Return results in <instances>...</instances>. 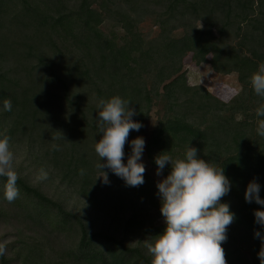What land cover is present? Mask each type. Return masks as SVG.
I'll list each match as a JSON object with an SVG mask.
<instances>
[{"label": "trees", "instance_id": "1", "mask_svg": "<svg viewBox=\"0 0 264 264\" xmlns=\"http://www.w3.org/2000/svg\"><path fill=\"white\" fill-rule=\"evenodd\" d=\"M146 20L157 29L151 39L139 29ZM189 55L216 74L236 73L240 91L228 102L196 91L182 73ZM261 63L264 0H0V138L23 149L40 177L32 184L18 175L12 203L0 177V226L15 231L8 243L0 238V264H151L136 241L164 230L157 182L145 172L143 185L126 186L107 169L109 184L97 178V102L113 96L130 101L143 125L130 132L122 163L137 137H146L154 170L158 154L182 159L195 147L231 183L221 200L236 217L221 245L226 264H260L264 243L254 231L264 228L253 213L264 206L245 202L244 192L255 180L264 199V137L256 131L264 98L250 84ZM194 92L196 114L182 101ZM169 172L166 165L161 175Z\"/></svg>", "mask_w": 264, "mask_h": 264}, {"label": "clouds", "instance_id": "2", "mask_svg": "<svg viewBox=\"0 0 264 264\" xmlns=\"http://www.w3.org/2000/svg\"><path fill=\"white\" fill-rule=\"evenodd\" d=\"M201 27V26H200ZM250 84L254 93L264 98V63L258 66ZM132 103L119 96L108 100L103 98L97 102L98 114L95 118L98 133L102 138L95 143V152L99 157L97 169L102 183L109 184L107 169L126 186L138 187L144 184L146 168L142 161L145 141L137 137L130 141L131 153L127 163H122L131 131H139L143 125L133 121L137 115ZM3 110L10 112L12 102L6 99ZM257 117H264V104L256 109ZM257 134L264 137V119L257 121ZM64 139L62 133L58 132ZM10 137L0 138V177L6 178L4 198L8 203L19 197L17 181L18 173L13 167L14 154L10 151ZM55 147V146H54ZM101 158L105 163H101ZM157 166L156 175L160 176L166 165L170 172L156 184L160 198V213L164 220L162 234L144 241L143 244L151 255V264H226L225 252L221 246L227 239L226 231L235 221V214L227 203H221L231 188L229 179L224 175L222 167L199 158L195 147H186L184 158L173 159L167 152L154 158ZM260 185L250 181L244 192L247 203L264 206L260 198ZM254 222L264 228V211L253 213ZM254 238L264 243V235L254 231ZM5 248L0 245V255ZM260 264H264V246L258 253Z\"/></svg>", "mask_w": 264, "mask_h": 264}, {"label": "rangeland", "instance_id": "3", "mask_svg": "<svg viewBox=\"0 0 264 264\" xmlns=\"http://www.w3.org/2000/svg\"><path fill=\"white\" fill-rule=\"evenodd\" d=\"M139 29L147 39H151L157 34V29L150 20L142 22ZM183 66L182 73L185 74L187 84L193 86L196 91L204 89L223 102H228L240 91V84L237 80L236 73H231L229 75L216 74L213 72L209 64L203 63L197 65L190 55L183 61ZM182 101L187 110L193 114L198 113V109L202 104V101L198 98L196 92L184 97ZM158 109V106H155L151 111L150 119L146 124L148 133L157 125ZM10 151L14 154L13 167L18 175L27 178L32 184L40 183V177L27 159L25 151L14 147L10 148ZM141 162L144 164L146 172L149 173L157 183L164 179L162 175H156V170L149 165L144 151ZM6 226L7 227L4 228L0 226V238H2L3 242L8 243L14 239L15 231L11 227H8V225Z\"/></svg>", "mask_w": 264, "mask_h": 264}]
</instances>
